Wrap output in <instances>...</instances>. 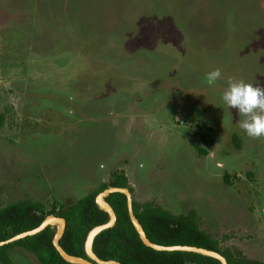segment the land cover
Masks as SVG:
<instances>
[{
	"label": "rangeland",
	"instance_id": "374dc122",
	"mask_svg": "<svg viewBox=\"0 0 264 264\" xmlns=\"http://www.w3.org/2000/svg\"><path fill=\"white\" fill-rule=\"evenodd\" d=\"M229 80L264 88V0H0V209L68 208L124 173L132 202L264 264V138Z\"/></svg>",
	"mask_w": 264,
	"mask_h": 264
},
{
	"label": "trees",
	"instance_id": "16d2710c",
	"mask_svg": "<svg viewBox=\"0 0 264 264\" xmlns=\"http://www.w3.org/2000/svg\"><path fill=\"white\" fill-rule=\"evenodd\" d=\"M5 115L0 114V127ZM205 146H212V141L201 136ZM234 144L238 142L234 138ZM201 155L206 152L198 150ZM108 188L127 189L128 179L124 173H112L110 180L102 184L68 208L45 211L40 204L22 201L0 209V242L13 236L37 228L48 216L64 219L65 231L59 242L60 248L69 256L86 259L84 243L87 234L96 226L108 222V216L99 210L95 203L96 196ZM106 202L116 215L112 229L99 234L92 242L94 255L102 261H115L119 264H219L217 261L194 254L180 252H156L143 246L134 231L128 217L126 199L121 194H111ZM134 216L142 227L148 241L162 247L189 246L213 251L221 255L227 264H263L246 259L238 251L221 250L219 242L212 239L197 225L195 212L185 216L172 215L153 203L137 204L132 202ZM56 227H48L40 234L14 244L0 248V264H14L10 253L20 248L33 255L39 264H67L52 246Z\"/></svg>",
	"mask_w": 264,
	"mask_h": 264
},
{
	"label": "water",
	"instance_id": "95a60500",
	"mask_svg": "<svg viewBox=\"0 0 264 264\" xmlns=\"http://www.w3.org/2000/svg\"><path fill=\"white\" fill-rule=\"evenodd\" d=\"M111 194H121L125 197L129 221L134 231L136 232L140 242L146 248H149L156 252H166V253L180 252V253L194 254V255L204 257V258L215 260L219 264H227L226 260L221 255L213 251H209V250H205V249L197 248V247H189V246L162 247V246H157L155 244L150 243L142 227L140 226V224L138 223V221L136 220L134 216L133 209H132L131 194L129 193L127 189H120V188L105 189L104 191L99 193L95 198V203L97 207L99 208V210H101L108 216V222L103 225L94 227L87 234L85 243H84V253H85L86 259L69 256L60 248L59 242L63 237L65 227H66V222L64 219L56 218L54 216L46 217L43 220V222L37 228L33 230L18 234L4 242H0V248L14 244L16 242H19L29 237H34L40 234L41 232H43L46 228L54 226L56 227V232L52 239V246L54 250L57 252V254L59 255V257L65 263L67 264H119L115 261H102L98 259L92 251V242L95 239V237H97L99 234H101L102 232L106 230L112 229L116 223V215L114 214L110 205L106 202V198Z\"/></svg>",
	"mask_w": 264,
	"mask_h": 264
},
{
	"label": "clouds",
	"instance_id": "9594fccd",
	"mask_svg": "<svg viewBox=\"0 0 264 264\" xmlns=\"http://www.w3.org/2000/svg\"><path fill=\"white\" fill-rule=\"evenodd\" d=\"M221 77L220 69H215L206 74V83L214 86ZM220 99L242 117L239 128L247 137L264 138V88L242 80H229Z\"/></svg>",
	"mask_w": 264,
	"mask_h": 264
}]
</instances>
